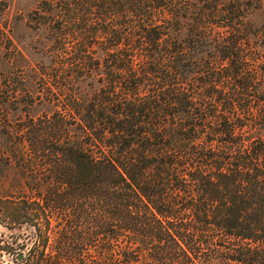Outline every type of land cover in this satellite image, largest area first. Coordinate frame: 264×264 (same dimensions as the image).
I'll return each mask as SVG.
<instances>
[{
    "label": "trees",
    "instance_id": "1",
    "mask_svg": "<svg viewBox=\"0 0 264 264\" xmlns=\"http://www.w3.org/2000/svg\"><path fill=\"white\" fill-rule=\"evenodd\" d=\"M243 7L38 2L54 107L12 121L0 75V223L29 228L0 264H264V51Z\"/></svg>",
    "mask_w": 264,
    "mask_h": 264
},
{
    "label": "rangeland",
    "instance_id": "2",
    "mask_svg": "<svg viewBox=\"0 0 264 264\" xmlns=\"http://www.w3.org/2000/svg\"><path fill=\"white\" fill-rule=\"evenodd\" d=\"M39 1L0 0V75L6 77L11 85L16 84L20 88V101L13 102L16 107H6L12 121L14 115H36L51 111L54 107L42 98L44 84L39 79L43 67L51 64L52 36L47 26L34 25L28 16ZM233 1L226 0L228 4ZM243 4L239 12L248 21L254 45L264 51V0H243ZM83 88L85 85L81 83L80 89ZM4 97L5 94H2L0 99ZM24 231L28 232L29 228L8 229L0 223V244L5 239H11V234Z\"/></svg>",
    "mask_w": 264,
    "mask_h": 264
},
{
    "label": "water",
    "instance_id": "3",
    "mask_svg": "<svg viewBox=\"0 0 264 264\" xmlns=\"http://www.w3.org/2000/svg\"><path fill=\"white\" fill-rule=\"evenodd\" d=\"M22 255H23L22 253H19V254L16 256V258H17V259H20V258L22 257Z\"/></svg>",
    "mask_w": 264,
    "mask_h": 264
}]
</instances>
